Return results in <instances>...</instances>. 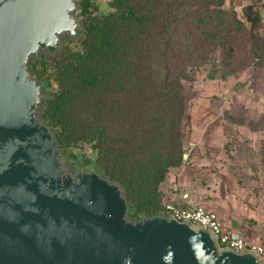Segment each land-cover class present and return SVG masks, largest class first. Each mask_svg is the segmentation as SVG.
Masks as SVG:
<instances>
[{"label":"trees","instance_id":"obj_1","mask_svg":"<svg viewBox=\"0 0 264 264\" xmlns=\"http://www.w3.org/2000/svg\"><path fill=\"white\" fill-rule=\"evenodd\" d=\"M92 3L78 1L80 48L66 42L30 63L39 81L53 86L38 115L72 167V149L89 148L93 166L121 187L132 219L164 213L160 184L185 153L184 81L207 66L208 79L232 74L230 65L210 60L216 52L231 63L240 50L263 65L261 12L244 5L242 20L225 0H110L105 12ZM70 56L82 61L76 72L91 98L68 113L62 70Z\"/></svg>","mask_w":264,"mask_h":264},{"label":"water","instance_id":"obj_2","mask_svg":"<svg viewBox=\"0 0 264 264\" xmlns=\"http://www.w3.org/2000/svg\"><path fill=\"white\" fill-rule=\"evenodd\" d=\"M78 1L0 0V264H260L164 213L132 219L117 183L59 149L30 63L79 37Z\"/></svg>","mask_w":264,"mask_h":264},{"label":"rangeland","instance_id":"obj_3","mask_svg":"<svg viewBox=\"0 0 264 264\" xmlns=\"http://www.w3.org/2000/svg\"><path fill=\"white\" fill-rule=\"evenodd\" d=\"M109 1L92 0V8L97 5L100 12L108 11ZM252 3L261 12L259 31L264 35V0H225V6L234 7L242 20V7ZM66 42L72 50L80 48V40H62V44ZM220 58L216 52L210 60L222 61L225 70L230 65L234 69L232 74L221 78L218 73L215 79H208L207 73L213 66H207L191 81H184L188 109L182 131L184 154L188 156L160 184L161 200L169 194L175 179L194 180L208 199L221 197L230 201L236 214L241 215L244 225L241 234L264 245V64L254 63L253 57H246L240 50L231 63ZM81 62L70 56L62 70L63 87L68 92V113L72 109H84L91 98L78 80L76 68ZM90 63L100 66L97 61ZM45 84L49 85L50 95L53 86ZM73 128L76 129V124ZM72 153L77 156L74 163H92L88 147L73 148ZM196 169L201 173L194 175Z\"/></svg>","mask_w":264,"mask_h":264},{"label":"built area","instance_id":"obj_4","mask_svg":"<svg viewBox=\"0 0 264 264\" xmlns=\"http://www.w3.org/2000/svg\"><path fill=\"white\" fill-rule=\"evenodd\" d=\"M187 154L183 155L187 159ZM164 214L172 218L195 225L207 230L221 248H227L237 253L252 252L260 264H264V245L261 242L250 241L243 234L230 230L217 211L204 203L195 201L192 195L181 191L176 185L163 202Z\"/></svg>","mask_w":264,"mask_h":264},{"label":"crops","instance_id":"obj_5","mask_svg":"<svg viewBox=\"0 0 264 264\" xmlns=\"http://www.w3.org/2000/svg\"><path fill=\"white\" fill-rule=\"evenodd\" d=\"M196 170L197 173L194 170V175H198L201 173V171H199L198 169ZM176 185L180 186L181 191H186L190 193L195 201L199 203H204L207 206L215 209L219 214V216L221 217V219L223 220V222L230 230L237 231L240 233L244 231V225L241 222V217H240L241 215L236 214L233 205L230 203V201H226V200L223 201L221 197L217 200L215 198L208 199V197L204 194V191L198 189L197 183H195L194 180L175 179V181L172 182V185L170 187V192L174 190V187ZM226 209L228 211H226ZM227 218H229L230 220H227ZM243 236H245V234H243ZM245 238L250 241H255L247 236H245Z\"/></svg>","mask_w":264,"mask_h":264}]
</instances>
